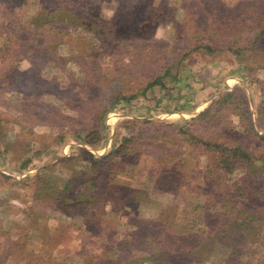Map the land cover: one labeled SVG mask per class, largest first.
Wrapping results in <instances>:
<instances>
[{
    "label": "rangeland",
    "instance_id": "rangeland-1",
    "mask_svg": "<svg viewBox=\"0 0 264 264\" xmlns=\"http://www.w3.org/2000/svg\"><path fill=\"white\" fill-rule=\"evenodd\" d=\"M101 1L95 15L103 22L112 21L116 25V32L111 41L113 42L111 49L97 48L91 53L90 44L83 40L89 37L88 34L82 35L70 27L62 30L61 25L75 23L70 15L55 12L42 16L44 8L48 13V8L57 9L60 3L56 0H26L24 5H19V0H0V38L8 34L11 39L6 51L0 49V131L3 128L7 136L4 144L0 143V173L11 178L9 181L0 179V264H54L57 258L61 260L65 257L72 259L73 264H104L108 260L111 248H103V242L96 241L95 236L111 238L118 228L121 230L119 224L125 221L121 216L127 214L117 201L124 203L138 201V189L134 186L138 183L134 181L132 183V180L141 177L138 175L149 167H159L157 161L166 154V149L151 150L143 146L144 151L138 152L139 158L136 160L135 169L131 164L133 159H128L125 163L121 161L119 164L107 165L103 170L115 171L114 173L118 174L113 180L98 178L96 191L88 193L90 200L95 202L93 209L92 206H87L90 210L79 213L80 208L78 210L75 207L69 208L73 202L72 196L83 193L75 186L82 182L81 178L71 177V174L78 171L82 165H87L82 149L95 156L103 155L116 138L125 135L123 125L129 123V119H143L145 116L143 108L145 102L124 108L116 104L102 117L100 123H93L89 116L93 106L86 100L99 98L93 103L94 106L104 107L110 97L114 96L115 91L128 95L138 90L144 84L143 79L147 73L154 70L150 61L151 56H157L159 60L167 63L174 56L180 55V52H186L190 46L188 34L195 25L201 24L206 17L224 22L230 11L225 3L235 0H202L196 19L192 16L191 10L179 9L174 14L177 17V27L172 21H165L170 17L169 9L151 6L150 10L153 9L155 12L156 22L154 25L143 24L141 29L138 27L139 30L136 29V25L142 20L134 10L136 0ZM170 2L171 0H163V5L167 6ZM7 7H14L15 10L9 11ZM6 25L10 29L4 28ZM56 40H59L61 46L53 50ZM129 46H133L131 52ZM37 53V60L31 62L30 59L35 58H30V55L35 57ZM224 56L227 54L218 55L212 60L201 52L188 53L186 68L190 70L192 76V80L189 81L192 99L197 102L206 95L215 96L217 88L239 92L250 105L252 101L259 102L256 86L253 84L249 86L245 79L256 77L259 81H264V49L250 55L249 63L255 71L250 74L242 73L244 78L236 74L234 66L229 67L225 63ZM94 72L101 76L95 75ZM86 77L92 80L96 77L101 84H105L109 78L112 81L106 83L101 90H97L96 87V91L89 89L83 97L81 90H77L76 93L74 90ZM73 84L76 85L71 89ZM184 90L182 88L181 91ZM159 94L160 91L154 88L151 94L147 95L152 97ZM137 99L141 100L140 97ZM204 105L199 104L194 113L200 111ZM168 108L172 109V106ZM95 109L100 112L98 108ZM179 117L188 119L187 116L180 114L160 115L156 118L162 120ZM92 127L98 128L99 141L94 147H86L75 139L74 133L82 138L85 135L84 129ZM221 127L224 130L226 128L225 125ZM158 129V126L150 128L142 126L139 133L147 137L151 131ZM235 130L238 131V127ZM239 130L242 131L240 126ZM255 130L259 135L263 134L264 128L255 127ZM212 131L203 132V136L212 139ZM135 132L134 129L132 133ZM216 133L223 136L221 128ZM57 134L63 135L61 144ZM225 134L230 135L228 132ZM248 139L249 150L255 157L264 153V144L261 141H257L254 136ZM27 148L39 151L33 162L37 169L40 165H52L50 174H53L56 180L71 177L72 181H75L72 188L66 191L69 197L65 202V207L68 208L65 209H69V215H61V211H54L55 213L48 211L41 205L43 203L41 199L30 215L32 220L28 218V200H35L31 198L33 194L31 190L36 188L34 180L14 187L10 185L12 181L19 182L24 175L36 172L31 170L24 174L17 171L18 161ZM181 161L185 163L183 169L186 170L188 166L195 167L199 170L196 173L198 175L205 176L210 171L198 155L184 156ZM137 168L140 170L136 177L131 176L129 182V172L135 173ZM241 175L242 172H235L230 179ZM210 179L213 184H207L206 189L198 188L193 194H189L195 205H206L207 214L216 211L221 205L215 197L221 196L229 183V180L221 178ZM178 186L177 182L166 176L156 178L154 193L159 202L158 209L170 205ZM36 194L41 196L43 193L38 191ZM207 194L208 197H213L209 201ZM260 198L261 194L257 197V203ZM255 199L254 197L252 200L256 201ZM24 210L26 212H23ZM138 210L143 218L146 216L145 213L157 211L145 205H139ZM83 215H93L89 222L82 224V227L86 224L89 226L87 230L91 235L85 231H74L81 226L78 221ZM69 223L73 227H69ZM125 225L123 224V227ZM92 235L95 236L91 237ZM115 237L113 246L123 245L122 233ZM15 240L18 241L17 244ZM129 247L127 250L131 248ZM136 248L149 255L153 254L155 249L153 245L143 240L137 241ZM122 249L120 248V251ZM124 256L123 259L126 258ZM218 258L216 256L214 260Z\"/></svg>",
    "mask_w": 264,
    "mask_h": 264
},
{
    "label": "trees",
    "instance_id": "trees-1",
    "mask_svg": "<svg viewBox=\"0 0 264 264\" xmlns=\"http://www.w3.org/2000/svg\"><path fill=\"white\" fill-rule=\"evenodd\" d=\"M25 1L19 0V5H24ZM56 1L60 3L57 5V9L48 8V13L44 8L41 12L42 16L55 12L67 13L75 23L61 25L62 30L70 27L82 35L88 34L89 37L83 40L90 44L91 53L97 48L111 49L116 25L112 21L103 22L96 17L95 13L101 5V0ZM201 1L171 0L169 5L164 6L163 0H136L134 10L142 20L136 25V29L138 27L141 29L143 24H155V12L153 9L150 10L151 6L169 9L170 17L165 21H172L176 26L177 17L174 14L179 9H187L192 11L191 14L196 19ZM225 5L229 7L230 11L224 22L206 17L201 24L195 25L188 34L190 46L185 50L186 52H180V55L174 56L167 63L164 60H159L157 56H151L150 61L154 70L147 73L143 79L145 80L144 84L138 90H134L128 95L115 91L114 96L110 97L104 107L94 106L93 103L99 98L94 100L87 98L86 100L93 106L91 112L89 111L93 123H100L102 117L116 104L122 105L124 108L128 105L133 106L135 103L145 102L143 105L145 116L143 119H129V123L123 125L125 135L116 138L103 155L95 156L82 149V155L87 165H82L78 171L71 174V177L79 176L81 178L82 182L75 186L83 193L72 196L73 202L69 208L75 207L76 210L80 208L79 213L90 210L87 206H92L93 209L95 202L90 200L88 193L96 191L98 178L108 181L109 179L113 180L114 176L118 174H115V171L103 170L107 165L119 164L121 161L125 163L126 160L133 159L131 164L135 169L139 158L138 152L144 151L143 146L149 149H166V154L157 161L159 167H149L138 175L141 177L132 180V183L133 181L138 183V185H134L138 189V201L135 203L117 201V204L126 210L127 214L121 216L122 219H125L122 224H119L121 230L118 228L114 232L115 235L122 233L123 245L113 246L116 238L114 234L111 238L91 236H95L96 241L103 242V248H111L106 264H264V153L255 157L249 150L250 140L248 139L254 136L257 141L264 144V131L263 134L258 135L255 130V127L257 129L264 128V81H259L256 77L245 79L249 86L255 85L259 93V102L252 101L251 105L239 92L227 89L218 90L216 88L215 96L209 94L197 102L192 99L190 93L189 81L192 80V76L190 70L187 69L188 53L201 52L212 60L218 55L227 54L224 56L225 63L229 67L234 66L236 74L242 77V73L250 74L255 71L249 63L250 55L264 49V0H235L225 3ZM7 9L15 10L14 7H7ZM4 28L10 29L7 25ZM60 31L61 29L58 32ZM8 32L9 30L6 31V33ZM10 40L9 35L4 34L0 38V49L6 51ZM58 41H55L56 45H53V50L61 46ZM132 48L133 46H129V52ZM30 56V58H35L30 59L33 62V60H37L38 53L35 57ZM94 74L101 76L98 72H94ZM111 81L109 78L106 83ZM79 83L74 91L76 93L77 90H81L83 97L89 89L101 90L106 84L98 83L96 77L93 80L86 77ZM75 85H71V89ZM154 88L160 91L159 96L149 97L147 94H151ZM182 88L185 90L181 91ZM161 92L163 93L161 94ZM138 97L141 100H138ZM162 103L164 104L161 106ZM201 103L205 104L204 107L194 113ZM160 106L161 108H159ZM169 106H172V109H169ZM95 107L100 112H97ZM57 109L59 110L58 107ZM167 114L185 115L188 119L179 117L158 120L156 118ZM221 125L226 126L225 130L230 135L226 136ZM142 126L149 128L158 126L159 129L151 131L145 137L143 133H139ZM239 126L242 131L239 130ZM237 127L238 131L235 130ZM220 128L223 130L221 133L223 136L216 135L219 134L216 132ZM134 129L136 132L132 133ZM211 130H213L212 139L203 136V132ZM84 132L85 135L82 138L74 133L75 139L86 147H94L99 141L98 128H87L84 129ZM62 136V134H57L60 144ZM6 137L2 128L0 143L4 144ZM38 154L39 151L33 148H27L22 152L17 171L24 174L31 170H36V172L32 175H24L19 182L12 181L10 185L14 187L28 180H34L36 188L31 190L33 191L31 198L35 200H28V218L30 220H32L30 215L34 211V206L41 199H43L41 205L48 211H61V215H69V209H65L68 208L65 207V202L69 197L66 195V191L72 188L75 181H72L71 177L56 180L53 174H50L52 165H40L37 169L33 162ZM191 154L198 155L199 158H202L204 166L209 167L210 171L205 176L196 174L199 170L195 167L188 166L186 170L183 169L185 163H182L181 159L184 156H191ZM139 170L137 168L135 173L129 172V182L131 176L136 177ZM235 172H242V175L230 179V176ZM158 176H166L179 185L170 205L162 209H158L159 202L154 193V182ZM210 177L213 180L218 178L229 180V183L221 196L215 197L218 198L221 205L216 211L207 214L206 205H195V201L189 194H193L198 188L206 189L207 184H213ZM0 179L11 180L8 175L3 173H0ZM38 191L43 194L38 196L36 194ZM205 191L208 193L207 190ZM260 194L261 198L257 203V197ZM254 197L256 201L252 200ZM207 198L209 201L213 197L210 198L207 194ZM178 199L179 201H177ZM139 205L152 207L157 211L151 210V212L145 213L146 216L143 218L138 210ZM91 216L93 215H83L78 221L81 226L74 231H85L91 235L87 230L89 227L87 224L82 227L83 223L90 221ZM33 223L35 224V221ZM123 224L126 225L123 227ZM70 226L73 227L69 223ZM138 240L153 245L155 247L153 254L149 255L137 249ZM14 242L18 243L16 240ZM128 247L129 250H127ZM120 248L123 249L120 251ZM123 252L125 253L123 254ZM123 255H125V259L122 258ZM216 256L219 258L214 260ZM54 264H73V260L68 257L61 260L57 258Z\"/></svg>",
    "mask_w": 264,
    "mask_h": 264
}]
</instances>
